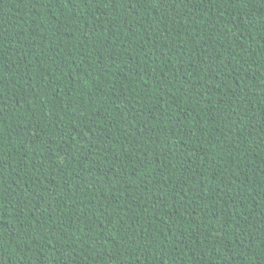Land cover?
Returning <instances> with one entry per match:
<instances>
[{
  "label": "trees",
  "instance_id": "trees-1",
  "mask_svg": "<svg viewBox=\"0 0 264 264\" xmlns=\"http://www.w3.org/2000/svg\"><path fill=\"white\" fill-rule=\"evenodd\" d=\"M0 264H264V0H0Z\"/></svg>",
  "mask_w": 264,
  "mask_h": 264
}]
</instances>
